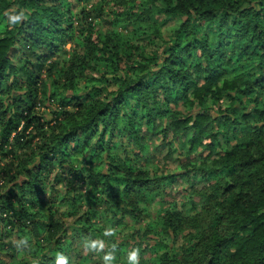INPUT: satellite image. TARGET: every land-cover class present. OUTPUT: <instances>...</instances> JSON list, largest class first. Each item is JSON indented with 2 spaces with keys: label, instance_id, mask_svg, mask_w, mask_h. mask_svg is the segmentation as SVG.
<instances>
[{
  "label": "trees",
  "instance_id": "obj_1",
  "mask_svg": "<svg viewBox=\"0 0 264 264\" xmlns=\"http://www.w3.org/2000/svg\"><path fill=\"white\" fill-rule=\"evenodd\" d=\"M112 1L126 33L101 36L66 0H0V264H264V0ZM156 137L207 153L177 160L194 213L149 217L175 178L141 167Z\"/></svg>",
  "mask_w": 264,
  "mask_h": 264
},
{
  "label": "rangeland",
  "instance_id": "obj_2",
  "mask_svg": "<svg viewBox=\"0 0 264 264\" xmlns=\"http://www.w3.org/2000/svg\"><path fill=\"white\" fill-rule=\"evenodd\" d=\"M63 6L72 11V13L74 14V20H77L76 17L82 10L90 11L91 17L96 16V14H98V12L102 10L103 14H101L99 18L93 20L91 17H89L87 19V22H91L94 26L95 31L101 36L110 34L113 30H116L120 33H126L122 25L117 28L114 27L116 25L113 24V20L118 15V13L126 12L129 10V7L126 3L120 5L119 1L112 0H66ZM77 33V29H74V36H76ZM72 42H75V38H73L71 42L64 47V49H61L56 57L58 60L64 61L68 58L70 52L75 49L74 43ZM144 51V55H148L151 50L147 48ZM46 105L40 106L38 108V111L44 117V119L49 120V110L51 108H46ZM177 110H182V106H178ZM151 142L153 146L150 147L149 152L146 155V157L150 158V162L141 164V167L143 166L144 168H146V170H148L152 175L174 174L175 178L171 182L167 183L164 189L161 190L160 196L156 198L153 205H151V207L149 208V217L152 219L157 218L160 213H163L167 209L177 210L184 213H194L201 206L202 202L200 197L197 195V192L206 185V182L200 178L199 172L194 168H192V171L189 172V177L191 178L190 180L181 178L180 174H183L184 171H176V167H178L179 164L177 160L181 159L183 162L187 159L190 161H194L197 157L205 156L207 153L204 150L197 149L196 152L190 157H179V153L183 154V152H185V150L180 151L181 141H175L173 143L172 148L170 149L173 152L159 147L164 143L161 137H156ZM224 143V138L219 136L218 146H224ZM124 155L125 154H121L122 157H124ZM84 206L88 207L87 204H85ZM129 225H132L135 229H138L142 228L144 224L142 222L140 223L138 221L131 220L129 221ZM9 236L10 238H8V241L12 242L15 240L14 236ZM119 239H121V237L117 236L115 240L118 241ZM145 243L146 241H138V239L136 241H128L127 250L129 251L132 246H137V251H133V254L139 253L145 247ZM22 247L23 249L21 251V257L29 258L30 254L27 255V252L30 246L25 245ZM93 247L89 246V244H86L83 247H80V250L83 255H89L92 253L94 254V251H92V249H94ZM108 257L112 256L109 255ZM148 258V254H144L140 259L136 257V261L134 264H145ZM87 264H101V261L99 260L98 256L94 254L92 255V259L90 260V262Z\"/></svg>",
  "mask_w": 264,
  "mask_h": 264
}]
</instances>
